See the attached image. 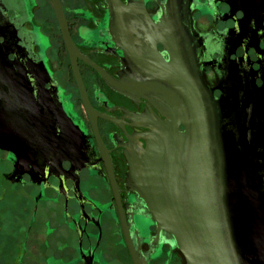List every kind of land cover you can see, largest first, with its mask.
Returning a JSON list of instances; mask_svg holds the SVG:
<instances>
[{"label":"flooded vegetation","instance_id":"flooded-vegetation-1","mask_svg":"<svg viewBox=\"0 0 264 264\" xmlns=\"http://www.w3.org/2000/svg\"><path fill=\"white\" fill-rule=\"evenodd\" d=\"M121 1L125 8L119 25L108 0H61L70 35L85 58L129 86L127 92L115 90L86 59H76L95 110L97 136L53 0H0V26L7 27L12 42L16 45L17 40L29 58L43 63L44 87L82 130L85 147L83 166L65 160L63 171L47 179L39 171L47 168L29 165V172L16 165L13 151L0 148L10 162L5 180L21 188L22 193L18 187L14 193L26 201L19 211L23 213L21 229H16L19 242L8 245L13 249L9 253L19 251V264H134L130 247L147 264L187 263L170 235L158 232L143 200L129 185L131 160L143 152L152 131L148 123L165 119L169 112L166 96L149 88L144 76L150 73L145 60L152 55L171 59L160 28L168 0ZM177 1L182 7L179 16L190 9L191 20L181 23L191 22L199 34L198 60L214 94L261 88L264 0ZM133 50L138 64L130 58ZM41 206L47 211L39 212ZM34 235L41 238L38 252L31 249ZM34 254L38 260L32 259Z\"/></svg>","mask_w":264,"mask_h":264},{"label":"water","instance_id":"water-1","mask_svg":"<svg viewBox=\"0 0 264 264\" xmlns=\"http://www.w3.org/2000/svg\"><path fill=\"white\" fill-rule=\"evenodd\" d=\"M53 2L98 136L76 59H86L115 90L127 92L129 86L85 58L70 35L61 0ZM108 2L119 24L125 6L121 0ZM166 3L161 42L171 59L152 55L145 60L150 73L144 76L149 88L166 96L169 112L148 123L152 131L143 152L131 160L129 185L186 264H264V85L223 89L217 97L203 78L199 34L191 22L181 23L191 20L190 9L179 16L180 3ZM6 31L0 26L5 38L0 41V148L15 153L18 167L47 168L39 169L45 179L63 171L65 160L83 166L82 130L44 87L43 63L29 58ZM130 56L138 64L134 50ZM9 170V157L0 151V203L25 204L19 187L5 180ZM130 249L134 264H147Z\"/></svg>","mask_w":264,"mask_h":264},{"label":"rangeland","instance_id":"rangeland-1","mask_svg":"<svg viewBox=\"0 0 264 264\" xmlns=\"http://www.w3.org/2000/svg\"><path fill=\"white\" fill-rule=\"evenodd\" d=\"M25 206H26L25 204L0 203V264H19L17 263L19 262L18 261L19 251L16 252L15 254L9 253L8 251L13 249L9 248L8 245H11L12 242L14 241L19 242L18 239H19L20 231L16 229L17 228L21 229L19 225L20 223L19 216H23V213H20L19 215V211H21L20 207L25 208ZM45 211H47V209L44 206H41L39 212H45ZM5 236H7V238H2ZM39 240H41L40 236L39 237L36 236L35 238L34 235L32 237V241H31L32 251L38 252L37 242ZM34 255H33L34 258L32 259L38 260L39 257Z\"/></svg>","mask_w":264,"mask_h":264}]
</instances>
